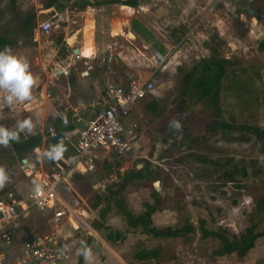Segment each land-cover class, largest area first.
Instances as JSON below:
<instances>
[{
  "label": "rangeland",
  "instance_id": "374dc122",
  "mask_svg": "<svg viewBox=\"0 0 264 264\" xmlns=\"http://www.w3.org/2000/svg\"><path fill=\"white\" fill-rule=\"evenodd\" d=\"M46 2L16 0L15 7L10 9L7 0H0V35L15 44L10 49L13 55L27 58L36 79L32 96L44 77V71H51L43 66L44 63L57 58L53 52L56 47L49 40L60 35L64 38V32L53 22L58 8L45 10ZM112 5L102 7L108 12L122 13L121 20L136 21L145 29L144 38L133 35L135 39L130 48L143 53L144 56L138 55L137 59L144 61L143 67L154 70V73L150 79L152 92L138 104L141 113L136 122L135 139L130 141L132 153L128 159L120 161L118 171L111 172L118 173L121 179L124 173L140 169L146 161L154 176L124 186L120 197L126 209L132 215L142 212L143 203H152L150 195L156 188L153 183L158 181L156 193L160 204L157 213L166 216L167 222L152 218L153 213L151 223L155 231L163 233L184 226L192 229L175 238L148 243L146 247L158 250L156 258L146 264H264L262 239H256L253 247L239 258L235 254L218 255L219 242L202 237L200 233L201 228L220 230L231 240L239 237L251 221L256 224V231L264 228V215L252 216L254 204L258 198H264V157L260 154V141L239 131L223 132L216 128L213 132H205L215 119L229 124L232 129L255 126L264 130V94L259 84L264 69V50H259L264 44V0H136V6L129 13L120 9V4ZM58 6L67 9L71 20H79V16L73 15L70 0H57ZM30 14H34L31 37L20 32L22 22ZM43 22L50 23V30L48 34L40 33V47L34 53L37 48V42H33L34 34ZM89 27L90 31L86 33ZM83 39V46H92V22L85 25ZM213 46L217 47V56L229 63L219 91V116H215L210 105L194 100H186L180 111L178 97L182 75L197 61L207 57L208 47ZM156 53H160L159 59ZM5 95L0 92V126L9 129L20 117L23 102L4 106ZM150 103L154 115L147 109ZM174 123H178L179 128L174 127ZM201 136L203 138L193 146L187 145L191 139ZM136 139H139L137 143L134 142ZM9 152L8 146L0 145V167L5 168L10 178L20 182L25 178L19 166L21 163ZM30 162L37 165L36 156L33 155ZM44 163L37 170H42L51 181V176L58 170L47 168ZM222 172H235L231 182L223 179ZM96 175L103 176L102 168L96 171ZM32 180L20 184L22 188L18 191L21 194L13 188H5V191L26 198L34 187ZM76 192L79 195L68 191H59V194L65 204L78 209L99 205L98 213L105 205L107 192ZM80 196L86 201L82 202ZM108 203V212L115 215L114 203ZM64 214L55 222L50 213H46V219L35 212L29 213L22 221L19 239L44 232L54 235L70 233L67 242L72 252L77 251L82 233L60 226ZM71 222L77 226L74 220ZM137 230L141 235V229ZM67 264H73L72 257Z\"/></svg>",
  "mask_w": 264,
  "mask_h": 264
},
{
  "label": "crops",
  "instance_id": "0c3cea01",
  "mask_svg": "<svg viewBox=\"0 0 264 264\" xmlns=\"http://www.w3.org/2000/svg\"><path fill=\"white\" fill-rule=\"evenodd\" d=\"M70 3L73 6V15L79 16L78 21L69 18L66 8H62L61 11L57 9L58 13L55 12L53 16L55 26L64 32L62 43L65 42V45L63 44L65 56L57 55V47L54 45L56 50L53 52L57 58L52 61L48 60L43 65L51 68V71H44V77H41L33 98L22 103V112L20 111V117L17 120L30 119L35 125L33 132L28 133L25 130L19 133L24 138L38 134L41 142L26 153L20 152L17 158L19 163L21 160L25 161L24 164L21 163L25 167V173L23 172L25 178L18 182L16 178L9 177L3 188H13L21 194V191H18L22 188L20 184L28 182L29 179H33L31 183L34 186L40 182L44 183L48 179L47 175L42 170H37L40 169L42 162H45L44 165L47 168L57 169V172L65 170L55 187L57 200L54 202L53 209L47 213L53 214L57 211L65 213V217L59 222L60 226H67L74 233L81 231L83 237L80 246L83 245L84 249L91 250L90 264L150 263L156 258L158 249H152L146 245L154 243L161 237H153L154 239L150 240L151 236H146L142 231L140 235L137 228H128L118 215H111L110 212L100 218L101 209L97 213L99 205L89 208L86 205V208L82 209L74 208L65 204L59 194V191H68L74 194H77L76 191L94 192L92 185L99 178L96 171L101 168V164L102 166L107 164L113 169V164L117 163V169H120L119 159L112 160L113 154L110 151H100L96 156L95 171L92 174L82 173V167L74 164L76 159L74 145L78 132L92 119L95 112L104 106L103 90L107 82L123 86L136 79L143 81L149 76L152 77V73H154V70L149 71L143 67L144 61L137 59L138 55L144 56L143 53L137 48H130L135 39L133 35H136L130 29L132 20L128 22L121 20L122 13L108 12L105 10L106 7H86L82 10L78 8L79 0H70ZM112 6L111 4L110 7ZM55 9V7L50 8L52 11ZM125 11L131 10L125 9ZM88 22H92V46H83L84 27ZM74 24L77 26H73ZM89 31L90 27L86 29V33ZM39 35V31L34 34L33 42H37L34 53L40 47L38 44ZM49 42L53 43L52 39ZM117 43L119 44L117 45ZM74 49H77L76 60L72 56ZM138 104L122 121V126L126 131L125 137L130 141L135 139L136 122L141 113ZM147 109L154 115L148 105ZM17 121L9 127V130L18 131ZM48 129H52L55 135L60 134L62 139L54 144H49L47 140L51 136L47 134ZM137 141L139 139L134 142L137 143ZM61 143L65 148L62 159L49 161L47 157L43 156L44 152ZM8 149L10 148L8 147ZM32 154L37 158V165L30 162ZM90 182L92 184L88 186ZM80 199L82 202L86 201L81 196ZM47 216L49 217L48 214ZM154 217L167 222L166 216L160 213L155 212L152 218ZM72 220L76 222L77 226L73 225ZM153 225L155 224L153 223ZM56 236L70 255L64 264H67L71 257L73 264H77L80 247L77 251L72 252L71 246L67 242L71 238V234ZM81 264H89L84 255L81 258Z\"/></svg>",
  "mask_w": 264,
  "mask_h": 264
},
{
  "label": "built area",
  "instance_id": "2783aa9c",
  "mask_svg": "<svg viewBox=\"0 0 264 264\" xmlns=\"http://www.w3.org/2000/svg\"><path fill=\"white\" fill-rule=\"evenodd\" d=\"M49 30L50 23L39 24L40 33L48 34ZM72 56L74 59L78 57L75 54ZM150 79L151 76L143 81H130L125 86L112 82L105 84L104 106L82 127L75 141L74 164L82 167V173L92 174L95 171L96 156L100 151H110L120 161L129 158L133 147L125 137L122 121L152 92ZM260 88L264 94V69L261 72ZM47 134L51 137L55 135L52 129H48ZM20 166L25 173L24 165ZM112 170L118 171L117 168ZM62 176L63 171L60 170L51 176V181L39 184L42 189L39 195L34 191L35 186L26 198L7 191L0 193V264H64L68 260L70 255L67 249L52 232L28 236L23 240L18 237L22 221L29 213L46 215L53 209L57 200L55 187ZM119 182V174L110 172L97 178L92 189L95 193H104ZM62 214L57 211L51 217L57 221Z\"/></svg>",
  "mask_w": 264,
  "mask_h": 264
},
{
  "label": "trees",
  "instance_id": "16d2710c",
  "mask_svg": "<svg viewBox=\"0 0 264 264\" xmlns=\"http://www.w3.org/2000/svg\"><path fill=\"white\" fill-rule=\"evenodd\" d=\"M10 9L15 7L16 0H7ZM79 9H84L86 7H101L105 5L111 4H120L123 6H127L131 10L136 6V0H90V2H85L83 0H79ZM44 9L48 10L50 8H58L59 11L62 10V6L57 7V0H47L44 5ZM256 20L257 16L254 17ZM34 26V14H30L28 17L24 19L21 24L20 32L29 37L32 35V30ZM131 31L144 38L146 31L145 29L136 21L130 22ZM211 39L210 41H212ZM54 45L57 47V55L61 57L65 56V48L62 43V37L57 36L52 39ZM15 44L6 40L3 36L0 35V51H3L5 48L11 49ZM209 55L205 58L200 59L196 62V64L191 67L187 72L182 75L180 80L181 89L178 97V109L181 111L186 102L194 100L195 102L202 103L204 105H210L214 110L215 116H219V107H218V98L219 91L221 87L222 80L225 76L228 61L225 59L219 58L217 56V47H208ZM260 51L264 50V44L260 46ZM160 54V53H159ZM261 79V76H260ZM260 84V80H259ZM150 105V106H149ZM148 105L149 109L152 110V103ZM160 113V112H159ZM181 117H178V119ZM216 128H219L223 132L229 131H239L246 133L248 136L253 137L260 141V154L264 157V130L255 126H240L238 129H232V127L222 121H217L216 119L210 123V125L206 128V134L209 132H213ZM232 129V130H231ZM203 136L199 138H193L188 141L187 145L190 147L193 144L197 143V141L201 140ZM41 142V138L38 134H34L30 137L24 138L22 134L19 133L18 141H9L8 147L10 148V152L8 153L10 156L18 158L20 152L26 153V151L33 149L35 146H38ZM164 155V153H163ZM50 161V160H49ZM103 175L109 174L111 172V168L104 164L102 167ZM235 172L223 173L221 176L226 182H231L232 177ZM154 176V172L149 169V165L146 161H143V165L140 169L136 171H127L121 176L119 185L115 189L114 187H110L107 192V197L104 199L105 205L103 209L100 210L99 215L100 218L108 212V202L111 201L114 203L115 214L118 215L126 224V226L130 229L140 228L141 231L152 237H161V238H175L182 233L192 231L190 226H184L180 229L170 230L167 229L163 233H157L155 229L152 227L151 223V215L159 210L158 206L160 204V198L158 193L152 191L151 198L152 203H143V211L137 215H132L125 207L123 199L120 197V193L122 192L124 186L126 184L137 181L144 180L147 177ZM241 176H245L244 171L242 170ZM5 192V188L0 190V193ZM41 217L45 218V215L38 214ZM264 215V198L260 197L256 201L253 206L252 216ZM202 225V224H201ZM256 224L251 221V223L244 229L243 233L239 235L237 238H233L229 240L227 236L221 232L217 231H207L201 228L200 233L202 237H211L216 239L220 244V249L218 251V255L228 256L235 254L237 257H243L254 245L256 239H262L264 243V228L260 231H256ZM15 242V241H14ZM16 243V242H15ZM83 245L80 246L78 251L77 264H81V258L83 256Z\"/></svg>",
  "mask_w": 264,
  "mask_h": 264
},
{
  "label": "clouds",
  "instance_id": "9594fccd",
  "mask_svg": "<svg viewBox=\"0 0 264 264\" xmlns=\"http://www.w3.org/2000/svg\"><path fill=\"white\" fill-rule=\"evenodd\" d=\"M36 85V79L30 71V65L26 57L13 55L11 50L5 48L0 51V92L6 93L3 97V105L11 106L16 102L30 101L32 96V89ZM174 127L179 128L178 123L173 124ZM35 125L30 119L17 121L16 128L18 131L9 130L0 126V145L7 147L9 141H18L19 132L27 130L32 133ZM65 148L63 143L53 146L50 150L43 153V156L49 160H60L63 157ZM9 175L4 167H0V188L5 186ZM34 191L39 195L42 191L39 184L35 185ZM83 255L87 262H91L92 253L90 249H84Z\"/></svg>",
  "mask_w": 264,
  "mask_h": 264
},
{
  "label": "water",
  "instance_id": "95a60500",
  "mask_svg": "<svg viewBox=\"0 0 264 264\" xmlns=\"http://www.w3.org/2000/svg\"><path fill=\"white\" fill-rule=\"evenodd\" d=\"M83 1L90 2V0H83ZM248 1H251V0H248ZM119 7H120V9H129L127 6H123V5H120ZM72 52H73V54H75L77 52V49H74ZM156 55L160 56L158 53H156ZM61 139H62V136L60 134H57V135H54L52 137H49L48 140H47V142L49 144H54V143H56L57 141H59ZM168 144L169 143H167L166 146H168ZM111 159L116 161L117 160V156L115 154H113L112 157H111ZM21 163L24 164L25 161L24 160H21ZM113 167L114 168H117L118 167L117 163L113 164ZM158 184H159L158 181H155L153 183V186L156 187L155 188V192L158 191Z\"/></svg>",
  "mask_w": 264,
  "mask_h": 264
},
{
  "label": "bare ground",
  "instance_id": "6f19581e",
  "mask_svg": "<svg viewBox=\"0 0 264 264\" xmlns=\"http://www.w3.org/2000/svg\"><path fill=\"white\" fill-rule=\"evenodd\" d=\"M129 9H130V8H129ZM128 13H129V12H128ZM156 56H157V58L159 57L158 55H156ZM159 58H160V57H159ZM159 58H158V59H159Z\"/></svg>",
  "mask_w": 264,
  "mask_h": 264
},
{
  "label": "flooded vegetation",
  "instance_id": "af4514ba",
  "mask_svg": "<svg viewBox=\"0 0 264 264\" xmlns=\"http://www.w3.org/2000/svg\"><path fill=\"white\" fill-rule=\"evenodd\" d=\"M177 143V142H176ZM159 148V146H157V148L156 149H158Z\"/></svg>",
  "mask_w": 264,
  "mask_h": 264
}]
</instances>
